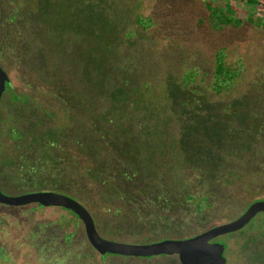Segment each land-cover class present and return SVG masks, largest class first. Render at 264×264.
<instances>
[{
	"label": "rangeland",
	"instance_id": "374dc122",
	"mask_svg": "<svg viewBox=\"0 0 264 264\" xmlns=\"http://www.w3.org/2000/svg\"><path fill=\"white\" fill-rule=\"evenodd\" d=\"M204 1L226 2L0 0V67L9 78L0 100L1 192L65 195L89 211L102 238L127 244L188 239L264 201V30L256 27H264V0L254 11L231 1L243 23L217 31ZM68 10L74 30H52L44 12ZM99 21L112 25L105 31ZM220 49L238 77L217 94ZM187 83L213 113L209 130L234 127L236 143L214 147L222 160L215 180L185 160L213 146L202 133L185 139L183 105L197 101L183 96ZM228 109L232 116L222 114ZM201 195L209 207L199 214L190 199ZM213 243L224 245L226 264H264V213ZM0 264L180 262L100 256L69 211L0 205Z\"/></svg>",
	"mask_w": 264,
	"mask_h": 264
},
{
	"label": "water",
	"instance_id": "95a60500",
	"mask_svg": "<svg viewBox=\"0 0 264 264\" xmlns=\"http://www.w3.org/2000/svg\"><path fill=\"white\" fill-rule=\"evenodd\" d=\"M7 82H9L8 75L0 67V100ZM0 205L8 207L37 205L44 208H61L71 212L83 224L88 243L100 256L113 255L132 258L177 256L180 264H226L224 245L213 243V240L242 230L257 214L264 213V201H256L235 220L211 227L191 238L167 239L149 244H127L102 238L96 230L95 222L89 211L65 195L40 192L9 197L0 190Z\"/></svg>",
	"mask_w": 264,
	"mask_h": 264
},
{
	"label": "trees",
	"instance_id": "16d2710c",
	"mask_svg": "<svg viewBox=\"0 0 264 264\" xmlns=\"http://www.w3.org/2000/svg\"><path fill=\"white\" fill-rule=\"evenodd\" d=\"M244 2L248 8L251 10H255L257 6H259V1L258 0H226L224 6H216L213 5L210 2L204 1V6L206 7V10L209 13V20L211 26L214 28V30H222L226 27L233 26L235 28L239 27L242 25L243 20L241 18H237L236 13L234 8L230 5V2ZM44 14H47V21H49V24L51 25L52 30L58 31V30H63L67 29L70 32L73 31L74 29V21H71L72 15H74L71 11L68 10L67 15L64 16L61 13L56 12L55 15L56 17L51 16V12L46 11ZM253 13L248 14L247 16V23L250 25H254L256 22L255 20L253 21ZM89 18V16H88ZM97 22L96 24H101L103 30L108 29V24L112 25V23L107 22ZM137 25H139L141 28H144L145 30L151 27V23L149 20H144L142 18L137 19ZM257 28H261L264 30V27L261 25H256ZM59 32V31H58ZM225 50H219L215 53V68H214V73H213V84H212V89L215 93L220 94L222 90L228 89L227 88V83L232 82L234 79L238 77L237 74L233 71L232 68H229L226 66L225 60H226V55H225ZM191 84L187 83L186 86H183V96L190 95L194 97L196 95L194 92H191L189 90ZM185 91V92H184ZM121 92V90H120ZM119 92V93H120ZM193 93V94H192ZM189 97V98H190ZM192 98V97H191ZM197 101L189 106L188 102L185 105H183V110H185V115H187V119L190 120L187 122V126L183 129V132L185 134V139L190 140L191 136H195L197 134L202 133V138L206 139V142L210 141L211 148H205L203 153L200 152H189L186 154V163L189 165H195L197 167L203 168V171L205 172L206 179L215 180L216 179V174H217V167L220 164L221 156L217 155V153L214 152V149L216 148L215 151H219V149L224 147V142L228 141H233L236 143V137L234 133V127L230 126H225V124L219 125V123H216V127L212 128V130H209L208 128V123L212 121L213 119V113H211L210 110L205 109L203 110V107H201L202 104H199V100L197 97H194ZM193 101V100H192ZM195 101V100H194ZM232 110H227V112H224L222 114L230 115L232 116ZM195 116L199 118L195 119ZM215 122V120H214ZM217 122V121H216ZM230 125V124H229ZM239 131V130H238ZM261 131L259 132L260 134H264L263 128H261ZM198 137V135H197ZM215 147V148H214ZM203 172V173H204ZM209 177V178H208ZM191 201L196 202V209L199 214L203 212V210L207 209L209 207L208 205V198L207 195H201L199 199L191 198ZM196 200V201H195ZM71 213V212H70ZM72 214V213H71ZM74 215V214H72Z\"/></svg>",
	"mask_w": 264,
	"mask_h": 264
},
{
	"label": "flooded vegetation",
	"instance_id": "af4514ba",
	"mask_svg": "<svg viewBox=\"0 0 264 264\" xmlns=\"http://www.w3.org/2000/svg\"><path fill=\"white\" fill-rule=\"evenodd\" d=\"M105 256H110V255H105Z\"/></svg>",
	"mask_w": 264,
	"mask_h": 264
}]
</instances>
